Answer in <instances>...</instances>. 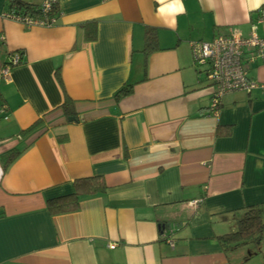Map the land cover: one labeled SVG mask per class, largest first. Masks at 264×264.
I'll return each instance as SVG.
<instances>
[{"label": "crops", "instance_id": "1", "mask_svg": "<svg viewBox=\"0 0 264 264\" xmlns=\"http://www.w3.org/2000/svg\"><path fill=\"white\" fill-rule=\"evenodd\" d=\"M55 1L53 25L27 26L0 0V264H248L239 249L250 245L225 251L217 236L244 207L264 215V94L227 93L213 113L190 44L248 36L264 0H181L183 11L175 0ZM248 56V77L264 83V60ZM125 84L132 93L115 98ZM10 150L21 153L5 170ZM91 176L105 193L49 213V199Z\"/></svg>", "mask_w": 264, "mask_h": 264}, {"label": "built area", "instance_id": "2", "mask_svg": "<svg viewBox=\"0 0 264 264\" xmlns=\"http://www.w3.org/2000/svg\"><path fill=\"white\" fill-rule=\"evenodd\" d=\"M55 0H45L41 6L44 13H48ZM10 15V14H9ZM13 16V15H12ZM27 26H51L55 19L52 17L34 18L30 16H13ZM264 24V9L251 25L248 36L242 35L237 29L231 28L227 34H217L210 41H197L190 44L194 63L203 68L206 79L212 89L211 111L217 113L221 99L230 92L261 89L264 94V83L251 80L244 67V55L249 54L248 60H264V37L256 33V24ZM21 61L19 53H14L3 67V74L9 75L11 69ZM7 118V116H4ZM117 243L109 246L115 248Z\"/></svg>", "mask_w": 264, "mask_h": 264}, {"label": "trees", "instance_id": "3", "mask_svg": "<svg viewBox=\"0 0 264 264\" xmlns=\"http://www.w3.org/2000/svg\"><path fill=\"white\" fill-rule=\"evenodd\" d=\"M8 14L13 16H30L34 18L52 17L58 12V5L55 3L48 13H44L40 4L28 2L26 0H7ZM87 40L94 39V31L90 32L89 28H94V22L85 23L83 25ZM158 42L155 31L151 28H146L145 31V45L144 51L150 52L157 48ZM133 91V84H125L120 87L115 93V98H121L131 94ZM71 101L67 100L63 103L62 107L66 114L70 115L69 107ZM40 124V121L35 122L30 128L22 133L31 131ZM232 132L231 126H218L216 136H229ZM19 150H10L2 155L3 169L13 162L15 158L20 155ZM73 192L49 199L47 201V209L51 215L65 214L75 212L80 208L81 198L84 196H91L96 194L105 193L108 186L102 176H91L84 178H77L73 181ZM241 212L240 217L237 220L236 230L221 234L217 236V240L223 246L225 251L233 250L245 245H253L258 248L261 242L264 240V218H263V207L262 205L247 206L236 211L234 213ZM167 225H161V230ZM251 250L249 255L246 257L251 258L253 256ZM264 264V262L262 263Z\"/></svg>", "mask_w": 264, "mask_h": 264}, {"label": "rangeland", "instance_id": "4", "mask_svg": "<svg viewBox=\"0 0 264 264\" xmlns=\"http://www.w3.org/2000/svg\"><path fill=\"white\" fill-rule=\"evenodd\" d=\"M263 218H264V215H263ZM242 250L246 251V254H249L251 250L254 252L248 264H262L264 262V240L261 242L258 248H256L253 245H250V246H246L245 248L239 249V251H242Z\"/></svg>", "mask_w": 264, "mask_h": 264}, {"label": "clouds", "instance_id": "5", "mask_svg": "<svg viewBox=\"0 0 264 264\" xmlns=\"http://www.w3.org/2000/svg\"><path fill=\"white\" fill-rule=\"evenodd\" d=\"M177 6H179V10L183 11V6L181 4V0H175L174 4L172 5V7L175 9Z\"/></svg>", "mask_w": 264, "mask_h": 264}, {"label": "water", "instance_id": "6", "mask_svg": "<svg viewBox=\"0 0 264 264\" xmlns=\"http://www.w3.org/2000/svg\"><path fill=\"white\" fill-rule=\"evenodd\" d=\"M74 118H70V120H73Z\"/></svg>", "mask_w": 264, "mask_h": 264}]
</instances>
